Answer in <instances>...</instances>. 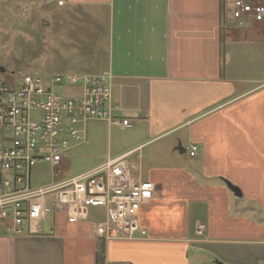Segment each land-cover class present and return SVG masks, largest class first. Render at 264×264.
Instances as JSON below:
<instances>
[{"label": "crops", "instance_id": "crops-1", "mask_svg": "<svg viewBox=\"0 0 264 264\" xmlns=\"http://www.w3.org/2000/svg\"><path fill=\"white\" fill-rule=\"evenodd\" d=\"M234 1L58 0L68 75L111 69L118 115L138 128L79 174L127 155L133 180L155 184L147 235L106 241L103 207L78 222L53 207L34 233L0 219V264H98L102 244L105 264L264 262V21L237 24Z\"/></svg>", "mask_w": 264, "mask_h": 264}, {"label": "built area", "instance_id": "built-area-1", "mask_svg": "<svg viewBox=\"0 0 264 264\" xmlns=\"http://www.w3.org/2000/svg\"><path fill=\"white\" fill-rule=\"evenodd\" d=\"M233 16L239 25L264 21V4L235 0ZM114 87L111 69L98 74L0 79V219L11 234H22L26 226L30 233L37 232L53 207L66 212L71 222L85 221L92 208L103 207L106 219L95 223L97 236L106 241L146 237L139 212L153 197L155 184L133 180L135 166L127 155L77 176L61 177L65 157L84 143L90 121L134 127L119 117ZM197 150L192 145L189 156ZM39 163L51 167L52 182L32 188V169ZM203 230L199 224L198 233Z\"/></svg>", "mask_w": 264, "mask_h": 264}, {"label": "rangeland", "instance_id": "rangeland-1", "mask_svg": "<svg viewBox=\"0 0 264 264\" xmlns=\"http://www.w3.org/2000/svg\"><path fill=\"white\" fill-rule=\"evenodd\" d=\"M57 4L58 0H0V69L7 70L4 74L0 72V79L9 77L15 80L27 74L47 78L71 73L66 71L69 64L65 62L66 49L60 24L63 17L57 15L60 11H54ZM49 21L61 35L54 47L48 39ZM87 131L88 141L65 157L62 178L76 176L96 164L111 141L135 139L138 128H109L106 122H89ZM31 179L32 188L51 183V167L45 163L37 164L32 169ZM250 219L255 221V217ZM261 219L264 220V216Z\"/></svg>", "mask_w": 264, "mask_h": 264}, {"label": "trees", "instance_id": "trees-1", "mask_svg": "<svg viewBox=\"0 0 264 264\" xmlns=\"http://www.w3.org/2000/svg\"><path fill=\"white\" fill-rule=\"evenodd\" d=\"M4 74V73H2ZM105 246L102 244L100 245L98 255H97V262L98 264H105Z\"/></svg>", "mask_w": 264, "mask_h": 264}, {"label": "water", "instance_id": "water-1", "mask_svg": "<svg viewBox=\"0 0 264 264\" xmlns=\"http://www.w3.org/2000/svg\"><path fill=\"white\" fill-rule=\"evenodd\" d=\"M0 72H1V73H7V70H6L4 67H1ZM178 148H179V147H178ZM179 150H180V148H179ZM182 152H183V151H182ZM230 187H231V189H232L237 195H241V193H240V191H239V189H238L237 187L232 186V185H230ZM216 263H217V264H225V263H223L222 261H219V260H217Z\"/></svg>", "mask_w": 264, "mask_h": 264}]
</instances>
